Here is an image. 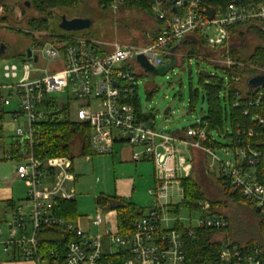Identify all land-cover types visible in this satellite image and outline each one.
<instances>
[{"label": "built area", "instance_id": "obj_1", "mask_svg": "<svg viewBox=\"0 0 264 264\" xmlns=\"http://www.w3.org/2000/svg\"><path fill=\"white\" fill-rule=\"evenodd\" d=\"M108 1L109 8L117 12L125 0ZM213 1L176 0L172 5L171 0H156L151 11L161 25L156 38L146 45L108 44L69 34L45 43L43 58L32 51L38 56L37 62L32 57L22 62L21 69L18 65L4 68L5 78L13 82L0 87L4 92L2 101L6 107L11 106L13 99L18 101L19 109L10 112V116L18 124L14 147L22 155L19 160L7 153L4 157L17 162L15 176L26 184L28 195L22 205L12 208V220L6 222L7 233L0 230L3 253L18 254L23 261L36 264L50 262L40 252L41 242L48 240L65 245L62 264H185L184 235L194 229L191 225L190 229L179 230V220L174 228L167 225L175 195L184 200L182 182L194 174L195 153H202L209 171L216 170L218 177L239 191L264 217V185L255 171L262 156L258 147L243 144L241 137L228 139L226 144L230 146L222 147L221 157L212 146L216 135L210 134L203 119H197L180 133L157 131L151 123L137 117L132 103L144 70L137 57L143 56L151 66L160 68L167 58L178 56L184 41L193 35L202 36L211 48L220 50L226 48L231 27L264 23V2L232 0L210 12L207 7ZM173 49L176 50L172 52ZM40 60L44 64L37 67ZM224 63L227 67L233 64L230 60ZM66 88L68 98L59 105H76L69 107L68 119L89 129L95 154L113 155L115 144H121L134 149L133 161L148 160L154 165L155 187L149 191L153 206L133 220L128 234L120 233L118 225L112 228L107 213L99 207L94 217H77L74 221L56 213L60 204L76 202L73 159H38L35 146L40 143L38 129L45 120V102ZM263 96L259 91L249 108H260ZM237 106L238 102L234 104ZM248 113L246 110L245 115ZM21 118L23 125H19ZM257 119L264 125L262 117ZM240 134L239 131L237 135ZM248 136L253 137L254 132L250 130ZM199 206V228H228L227 220L210 212L208 202ZM50 256L57 261L55 250ZM218 257L222 264L264 263L263 250L243 249L230 242L223 243Z\"/></svg>", "mask_w": 264, "mask_h": 264}, {"label": "rangeland", "instance_id": "obj_2", "mask_svg": "<svg viewBox=\"0 0 264 264\" xmlns=\"http://www.w3.org/2000/svg\"><path fill=\"white\" fill-rule=\"evenodd\" d=\"M29 0H0V49L5 48V54H0V87L12 83L13 80L6 79L4 68L8 65H18L22 68V60L27 50L31 49L34 53L43 58V50L46 45L40 48L33 47V39L47 37L46 42H51L55 37L75 34L88 39L103 41L108 44L119 43L123 45H146L153 37V32L159 30L154 15L152 16L145 10L130 7H120L117 12L99 4L97 0H84L74 8H56L47 14L41 15L34 11L32 5L26 6ZM49 18L50 27L48 32L33 31L29 28L28 22L38 17ZM66 16L69 20L76 18H90L91 28L68 33L59 28L61 17ZM241 35L230 37L226 44V50L235 49L242 57H248L256 47L261 45L260 38L248 29L243 27ZM54 37V38H53ZM211 48V47H210ZM219 49L209 50L210 57H190L187 50L179 49L178 56H173L177 61L173 64L172 57L167 58L163 67L168 71L165 75H157L141 70L138 78L139 87L137 90L141 109L145 113L154 115V128L157 131L173 133L176 130H185L191 127L197 119L206 116L209 106L208 103L198 102L196 111H190V101L192 92L199 90L202 92L201 75H217L227 83V77L211 64L226 65L222 60ZM44 64L43 60L37 67ZM22 75V72H20ZM20 75V77H21ZM18 80V79H17ZM208 82L207 78L204 82ZM246 81L238 86L244 90ZM67 88L64 92L54 93L49 96L50 100L61 104L68 98ZM155 91L152 96L149 93ZM202 97V94H201ZM76 106V105H75ZM71 103V108L75 107ZM19 109L17 99H13L12 105L6 107L5 111ZM24 124V119L19 120V125ZM5 151H9L14 145L13 138L17 125L12 122L11 116L6 115L3 119ZM1 134V133H0ZM217 143L225 146L227 141L216 136ZM222 147H216L215 152L223 157ZM5 151H0V230L7 233L6 222L12 220V209L7 208V202L12 201L17 206L22 205L27 197L26 184L15 176V166L17 162L8 160L4 157ZM74 164L79 173V180L75 183L77 192L76 209L80 216L94 217L98 212L96 200L100 196L105 197H124L143 210L153 206V198L149 191L154 189L156 173L151 161L140 163L122 164L117 158L112 163L109 155H95L93 167L92 162L87 163L86 157L79 156L78 150H72ZM7 154H10L7 152ZM196 162L195 176L201 173L202 168L206 169L211 176L218 178L216 170L209 171L208 160L202 153H199ZM92 157V159H93ZM197 176V178H198ZM203 186L207 195L221 202H226L225 208L212 209L210 212L221 216L228 222V229L216 236L215 240L220 242H230L238 245L259 244L263 245L262 233L260 232V217L252 206L247 203H236L228 200L217 186L214 179ZM175 206H181L182 198L175 195ZM116 212L107 215V220L112 228H117L118 220ZM169 223L167 227L174 228L179 220L184 229H199L201 221L200 213L190 210L187 207H180L179 212L171 211L168 214ZM93 232H97L95 229ZM0 253L2 251L0 250ZM2 258L0 254V259Z\"/></svg>", "mask_w": 264, "mask_h": 264}, {"label": "trees", "instance_id": "obj_3", "mask_svg": "<svg viewBox=\"0 0 264 264\" xmlns=\"http://www.w3.org/2000/svg\"><path fill=\"white\" fill-rule=\"evenodd\" d=\"M84 0H29L27 2L32 5L34 11L41 15L47 14L56 8H74ZM99 4L109 8L110 3L108 0H97ZM156 0H125L122 8L130 7L145 10L152 16L151 5ZM232 0H214L210 6L207 7L209 11H213L215 7H225ZM246 3H259L264 0H242ZM26 2V4H27ZM27 6V5H26ZM160 27L161 22L156 20ZM28 26L33 31L48 32L50 29L49 18L38 17L33 18L28 22ZM248 27L250 31H253L261 40V45L256 47L253 53L248 57H242L241 54L235 49L226 48L220 49L222 60L232 61V66H221L218 64H211L215 69L221 71L228 79L227 83L224 79L217 75H201L202 92L197 90L192 92L190 101V111L195 112L198 102L202 101L204 97V103H208L209 110L205 117L202 119L208 123V130L210 134H214L221 139H233L241 137L243 144L252 143L259 148L262 153L260 163L256 167V175L259 182L264 185V125H261L257 117L264 119V96L261 101L260 108H249L250 101H254L257 98L259 91L264 93V86L261 88H251L249 86V80L264 75V23L261 25H238L229 29L230 37L234 35H241V29ZM158 30L153 32L152 42L157 35ZM33 39V47L40 48L47 43V37H40ZM149 42V43H150ZM182 48L187 50V55L190 57H210L209 50H211L208 42L203 39L202 36L193 35L184 41ZM27 60V56L24 55L23 62ZM208 80L204 82V79ZM239 79L236 81V79ZM246 81L247 85L244 90L239 88V84ZM155 91L149 93L151 97ZM202 94V97H201ZM238 102L239 106L234 107V104ZM135 105L137 117L140 119L154 124V115L151 113H144L141 109L140 100L138 94L132 100ZM71 103H64L60 106L57 101L50 100L45 102L46 116L45 120L39 126L40 143L35 146V155L38 159H48L53 157L70 156L74 159L72 153L73 145L76 140H81L83 148L81 149L80 156L87 157L93 155L89 140V129L86 126H81L79 123L68 119L67 111ZM248 110V115H245V111ZM252 130L254 136H248V132ZM241 132L238 136L237 133ZM14 143V142H13ZM15 144V143H14ZM209 146V143L206 144ZM235 145V144H234ZM233 145V146H234ZM212 146L223 147L217 143V140H212ZM225 146H230L226 144ZM13 158L19 160L21 153L15 149L14 145L9 151ZM6 152V153H7ZM211 174L204 168H202L199 176L193 174L191 177L184 179L182 182V188L184 189V200L181 206H175L173 211L179 212L180 207H187L193 211H200V203L208 202L211 204L212 209L225 208L226 202H221L210 198L203 190V186L211 180L216 181L220 190L228 200L236 203H247L249 206H254L241 197L239 191H235L228 183L220 177L215 178L209 176ZM198 176V178H197ZM97 207L104 211H116L118 220V229L122 234H128L131 232V225L133 220L138 217H142L144 211L142 208H138L132 202L120 198V197H105L100 196L97 200ZM14 202H7V207L11 209L14 207ZM255 209V208H254ZM256 211V210H255ZM59 216L74 221L78 217L76 202L62 203L56 212ZM260 223L259 228L262 233L263 245L259 244H247V245H234L243 249L259 248L264 252V217L259 214ZM183 225L179 223L178 229H182ZM229 227V226H228ZM228 229V228H227ZM227 229H210L199 228L194 229L192 233L184 235V250H185V264H222L219 259V252L223 247V243L216 241L217 235L224 233ZM227 242V241H226ZM55 250L58 253V259L53 260L50 256V252ZM65 245L58 244L53 241L43 240L40 244V252L44 260H49L51 263L62 264L65 255ZM264 262V260H263ZM264 264V263H263Z\"/></svg>", "mask_w": 264, "mask_h": 264}, {"label": "crops", "instance_id": "obj_4", "mask_svg": "<svg viewBox=\"0 0 264 264\" xmlns=\"http://www.w3.org/2000/svg\"><path fill=\"white\" fill-rule=\"evenodd\" d=\"M3 95H4V92L3 91H0V133H1L0 134V151H5V149H6V144L4 142V135H3L4 134L3 119H4V117H6V115L7 116L10 115V112H11V111H9V112L5 111L6 106L3 105V101H2ZM16 125L18 126V124H16ZM181 131H183V130H176V131H174V133H180ZM82 148H83V146H82V143L80 142V140L79 139L76 140L75 144L73 145V150H78L79 156H80V152H81V149ZM133 152H134V149L131 148V147H129V146H125L124 147L121 144H115V146H114V154L113 155H109V156H111V159L113 161L112 163L116 162V159L117 158L120 159V162L122 164H125V163L126 164L134 163V164L138 165L140 163H144V162H147L148 161V160H143V161H139V162L133 161V159H132ZM4 153H6V151ZM195 154H196V156L194 155V161H195V165H196V162L198 161L200 154L199 153H195ZM95 155L96 154L93 152V155L87 156L86 157V162L87 163H89V162L94 163V158L95 157H93V156H95ZM92 157H93V159H92ZM199 161H200V159H199ZM73 164H74V159H73ZM93 167H95V163L93 164ZM195 168H196V166H195ZM195 168H194V172H195ZM74 173H75L76 182H77L79 180L80 175L77 172V169L75 167V164H74ZM120 198L125 199L124 197H121V196H120ZM8 202H10V201H8ZM14 205H15V203H14ZM7 208L10 209V207H7ZM147 210L148 209L143 210V211L145 212ZM105 212L108 215V214H110L113 211H105ZM116 215H117V212H116ZM78 217H87V216H80V215H78ZM82 223L85 224L84 221H82ZM86 228H87V226H86ZM90 229H92V231L94 229L97 231L96 228H92L91 227ZM0 254L2 256V258L0 259V264H36L35 262H32V261H29V262L23 261L18 254H5L3 252L0 253ZM43 264H53V263L48 262V261H45Z\"/></svg>", "mask_w": 264, "mask_h": 264}, {"label": "water", "instance_id": "obj_5", "mask_svg": "<svg viewBox=\"0 0 264 264\" xmlns=\"http://www.w3.org/2000/svg\"><path fill=\"white\" fill-rule=\"evenodd\" d=\"M176 0H171V4L174 5ZM27 7L30 6V3L27 2ZM173 12L175 13L176 10L173 9ZM91 19L90 18H76V19H71L69 20L66 16L61 17V21L59 23V28L65 32L72 33V32H80L87 30L91 28ZM176 49H173L172 52H174ZM0 54L4 55L5 54V48L1 47L0 49ZM27 58L30 59L33 57L34 62H37L38 56L33 55L34 53L32 52L31 49L27 50V53H25ZM173 64H175L177 61L174 60V57L172 56ZM136 61L144 68L146 72L157 74V75H165L168 71L167 67H160V68H155L150 65V63L147 62L145 57L139 56L137 57ZM249 86L251 88H261L264 86V75H259L256 76L252 79L249 80ZM202 102H204V97H202ZM151 126L154 127V124L151 123Z\"/></svg>", "mask_w": 264, "mask_h": 264}]
</instances>
